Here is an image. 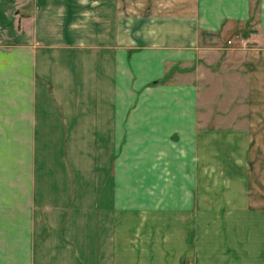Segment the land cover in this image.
I'll return each instance as SVG.
<instances>
[{
  "label": "crops",
  "instance_id": "crops-1",
  "mask_svg": "<svg viewBox=\"0 0 264 264\" xmlns=\"http://www.w3.org/2000/svg\"><path fill=\"white\" fill-rule=\"evenodd\" d=\"M263 128L264 0H0V264H264Z\"/></svg>",
  "mask_w": 264,
  "mask_h": 264
},
{
  "label": "rangeland",
  "instance_id": "rangeland-1",
  "mask_svg": "<svg viewBox=\"0 0 264 264\" xmlns=\"http://www.w3.org/2000/svg\"><path fill=\"white\" fill-rule=\"evenodd\" d=\"M243 33L244 32H242L241 34H243ZM238 35H240V34L237 33L236 36L232 35V37H230V39H229L230 42H226L225 41L226 42L225 45H229V46H232V47H235V48L238 47V46L248 47V46L252 45L251 42H244L242 39H240V37ZM165 77H167V76H165ZM165 77L162 80H164ZM231 105L232 106H236L237 104L236 103H232ZM208 106H211V104L208 105ZM234 110H235V108H234ZM215 113L218 115L219 113H222V112H219V110L216 109V111H214V114ZM223 113H225V112H223ZM230 120H232L230 117H217L216 120L213 121V123L216 122L217 125L218 124L227 125ZM202 121H204V119L201 118L199 122H201V124H202ZM108 137H109V135H108ZM198 138H199V142L201 144H203V145L207 144L208 147H210V148H214V147H216L215 145H218L220 147V150L218 152L223 154L224 156H225V154H226V152L228 150V147H230V149H232V147L235 146L233 152L230 153V156H237L236 145L238 144L237 143L238 142V138H239L238 134H234L233 135V134H226L224 132L223 133H219V134H213V133H211V134H203V135L199 134ZM133 140H136V139L133 138ZM148 142L153 144V143H156V140L155 141L154 140H149ZM157 142H158V140H157ZM253 142H254V145L256 144V148H255V152H254L255 153L254 158H256V159L260 158L261 160L264 161V132H259L257 134H252L251 135V143L253 144ZM203 153H205V154L206 153H210V150H205L204 149ZM145 159L148 161V165L150 166L151 169H153V167L157 168V165H159L157 155H156V153L153 150L148 153V156H146ZM259 169H260L262 186L264 188V164H262L261 167H259ZM110 172L112 173V181L111 182H106V179H105V181L102 182V186L104 187L107 184V189H109L108 186H109V183H110L111 184V189L113 190V160H112V164L110 165L109 171L107 173L106 172L105 173L108 176V174ZM261 194H262L261 201H262V204L264 205V197H263L264 191H261ZM217 199H219V198H217V197H214V199L213 198H208V201L209 202H211V200L217 201ZM205 200H206V198H205ZM225 229H226V232H228L229 226H227ZM181 264H190V263H184L183 261H181Z\"/></svg>",
  "mask_w": 264,
  "mask_h": 264
},
{
  "label": "built area",
  "instance_id": "built-area-1",
  "mask_svg": "<svg viewBox=\"0 0 264 264\" xmlns=\"http://www.w3.org/2000/svg\"><path fill=\"white\" fill-rule=\"evenodd\" d=\"M229 42V41H228Z\"/></svg>",
  "mask_w": 264,
  "mask_h": 264
}]
</instances>
